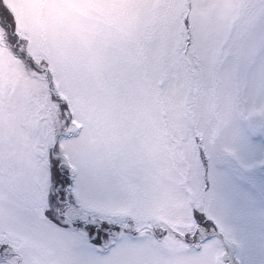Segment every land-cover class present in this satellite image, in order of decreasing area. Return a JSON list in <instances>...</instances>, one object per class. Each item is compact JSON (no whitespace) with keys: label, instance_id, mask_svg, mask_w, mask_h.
<instances>
[{"label":"snow or ice","instance_id":"snow-or-ice-1","mask_svg":"<svg viewBox=\"0 0 264 264\" xmlns=\"http://www.w3.org/2000/svg\"><path fill=\"white\" fill-rule=\"evenodd\" d=\"M0 264H264V0H0Z\"/></svg>","mask_w":264,"mask_h":264}]
</instances>
